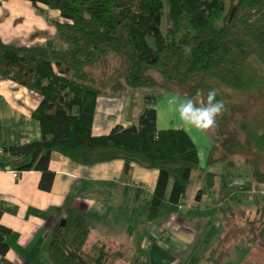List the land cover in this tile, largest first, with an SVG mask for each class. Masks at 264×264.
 Listing matches in <instances>:
<instances>
[{"label": "trees", "instance_id": "16d2710c", "mask_svg": "<svg viewBox=\"0 0 264 264\" xmlns=\"http://www.w3.org/2000/svg\"><path fill=\"white\" fill-rule=\"evenodd\" d=\"M30 1L39 10L46 6L61 12L64 21L55 22L64 46L57 47L54 40L20 45L0 36V77L42 96L33 112L42 139L6 148L13 166L40 171L41 188L48 191L55 178L50 168L53 150L84 164L120 159L157 169L160 174L147 216L153 222L164 212L170 182V200L179 203L201 165L199 147L186 129L158 127L159 97L171 93L199 103L216 89L225 111L213 132L216 142L209 164L226 161L237 168L234 158L245 159L258 186L242 188L257 189L252 202L255 220L253 231L240 225L237 231L263 249L264 106L248 117L239 100L253 87L264 89V0ZM143 88L148 91L143 93L144 109L137 123L94 134L101 96ZM207 176L211 183L215 174ZM233 194L227 181L222 191L225 215L237 214L229 202ZM238 210V214L251 212L247 207ZM63 219L66 224L57 227L50 245L53 264H117L125 257V247L92 236L81 207H68ZM8 232L0 225L3 254L8 250L4 239ZM250 232L257 239H251Z\"/></svg>", "mask_w": 264, "mask_h": 264}, {"label": "crops", "instance_id": "0c3cea01", "mask_svg": "<svg viewBox=\"0 0 264 264\" xmlns=\"http://www.w3.org/2000/svg\"><path fill=\"white\" fill-rule=\"evenodd\" d=\"M55 21H64L58 10L46 6L39 10L30 0H0V36L5 42L36 45L57 38L61 42ZM172 97H167L166 106L159 98L158 127L186 129L199 147L201 165L192 173L187 194L179 203L170 200L173 180L170 182L163 201L164 212L151 222L147 216L160 172L139 163L117 160L84 164L53 150L50 168L55 178L51 190L41 188L42 174L38 170L22 171L16 178L13 171L18 169L5 149L42 139L41 124L33 117L42 96L0 77V192L5 193L0 200V225L10 229L4 234L8 250L5 254L0 252V264H53L49 256L53 234L71 206L83 209L93 237L126 248L121 264H264V251L258 245L254 247L256 242L227 240L228 214H224L222 188L214 185L218 177H227L225 183L228 181L231 187L237 184L238 198L243 203L247 201L252 213L257 189L242 188L258 186L250 175L242 178L233 169L227 172L223 162L209 164L215 135L183 126L169 104ZM134 101L133 95L127 93L101 96L94 134H107L118 124L137 123L144 108L141 104L139 108L135 106L132 115ZM207 172L215 174L211 183ZM212 187L216 193L211 201L207 189Z\"/></svg>", "mask_w": 264, "mask_h": 264}, {"label": "rangeland", "instance_id": "374dc122", "mask_svg": "<svg viewBox=\"0 0 264 264\" xmlns=\"http://www.w3.org/2000/svg\"><path fill=\"white\" fill-rule=\"evenodd\" d=\"M165 25H166V22H165ZM57 35H59V34H57ZM49 41H51V39ZM54 41L56 42V46L60 47L59 44H61V42L59 41V39L57 38ZM36 45H38V44H36ZM27 46H29V45H27ZM62 46H64V45H62ZM253 88L254 89H251V91L249 92L250 94L243 95L242 98L239 100L240 103H241V106L243 108L244 113H246L245 116H248V117H250V116H252L254 114H259L260 111L262 110V106H264V89L256 90L257 89L256 87H253ZM130 91H127L125 93H127L128 95H133V98L135 100L133 102V104H134L133 105V110H132V115H133V113H135L136 107L139 108L140 104L143 106L142 108H144V94L143 93L146 91V89L143 88V89L130 90ZM125 93H122L120 95H123ZM170 95L176 96V95L171 94V93H166V94L162 95L161 97H159V98H162L160 100H161L163 106L168 105V104H164V103L167 102V97L170 96ZM111 97H113V95ZM180 97H183V96H180ZM120 125H122V124H120ZM173 127H175V126H173ZM202 141L208 142V140L205 139V138H203ZM118 160H120V159H118ZM115 161H117V160H115ZM122 161H124V160H122ZM234 161H236V163L238 164L237 168H235V167L231 168V164L230 163H228L226 161L223 162L226 165V171L229 172L231 169H233L234 172H236V174L238 175L237 177H242L243 178V177L249 176L248 164L244 163V162H246L245 159L244 158H241V159L234 158ZM112 162H114V161H112ZM226 178L227 177H225V178L218 177L217 180H216V184L214 186L215 187H219V190H220V188H222V191H223V187L222 186L225 185L224 183L226 181ZM232 187H233V191L234 192H236L238 190V185L237 184L234 183V185H232ZM207 191H209L211 193V201H212L214 199V197H215L216 190H215V188H213V189L208 188ZM239 193H241V192H239ZM239 196H241V194H239ZM248 197L250 198V195H248ZM229 202H230L231 205L235 206L234 208L236 209L237 215L233 216L232 214L231 215L228 214L227 215L228 217H226L227 221H228V224H229L228 225L229 230H228V234H227L226 238L228 240L236 239L237 241L238 240H241V241L248 240L249 241L250 238L247 237V235H243L241 233V231L240 232L237 231V226L238 225L242 226V230H243V227H246L249 231H253L254 226L252 224H254L253 222H254L255 219H254V216H253L254 214L252 213V210H251V212L249 211V212H244L242 214H238V212H239L238 209H243V207H247V204H245L247 201L245 200L244 203H241L239 198H238L237 192L233 194V196L231 197ZM250 202H251V198H250ZM227 221H225L226 225H227ZM254 237L257 239V236H254L251 233V239H254ZM253 245H254V247H257V244H253ZM262 251H264V248L262 249ZM263 253L264 252H262V254ZM120 262L117 263V264H121Z\"/></svg>", "mask_w": 264, "mask_h": 264}, {"label": "clouds", "instance_id": "9594fccd", "mask_svg": "<svg viewBox=\"0 0 264 264\" xmlns=\"http://www.w3.org/2000/svg\"><path fill=\"white\" fill-rule=\"evenodd\" d=\"M185 53L190 54V49L186 47ZM217 95L216 89H210L206 100H201L199 103L192 98H181L176 95L169 100V104L178 113L183 126L209 135L215 131L217 119L225 111V105L223 101L217 100Z\"/></svg>", "mask_w": 264, "mask_h": 264}, {"label": "built area", "instance_id": "2783aa9c", "mask_svg": "<svg viewBox=\"0 0 264 264\" xmlns=\"http://www.w3.org/2000/svg\"><path fill=\"white\" fill-rule=\"evenodd\" d=\"M1 151H2V148H1V146H0V153H1ZM21 173H22V171H20V170H14L13 171V174H14V176L16 177V178H19L20 176H21ZM5 197V194H3V193H0V200L1 199H3Z\"/></svg>", "mask_w": 264, "mask_h": 264}, {"label": "bare ground", "instance_id": "6f19581e", "mask_svg": "<svg viewBox=\"0 0 264 264\" xmlns=\"http://www.w3.org/2000/svg\"><path fill=\"white\" fill-rule=\"evenodd\" d=\"M27 14L29 15V16H32V12L30 11V10H28L27 11ZM1 146V145H0ZM1 148H2V146H1ZM2 151H3V148H2ZM0 193H2V192H0ZM3 194H5V193H3ZM62 220H64V219H62ZM62 220L60 221V222H62ZM59 222V223H60Z\"/></svg>", "mask_w": 264, "mask_h": 264}, {"label": "water", "instance_id": "95a60500", "mask_svg": "<svg viewBox=\"0 0 264 264\" xmlns=\"http://www.w3.org/2000/svg\"><path fill=\"white\" fill-rule=\"evenodd\" d=\"M60 224H61V225H65V224H66V221H65V219H64V220H62V222L58 223V224H57V227H58Z\"/></svg>", "mask_w": 264, "mask_h": 264}]
</instances>
